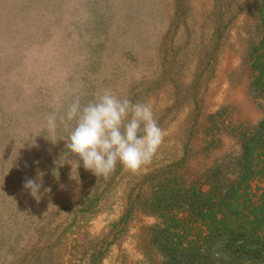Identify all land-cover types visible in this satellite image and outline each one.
Listing matches in <instances>:
<instances>
[{
  "label": "rangeland",
  "instance_id": "rangeland-1",
  "mask_svg": "<svg viewBox=\"0 0 264 264\" xmlns=\"http://www.w3.org/2000/svg\"><path fill=\"white\" fill-rule=\"evenodd\" d=\"M103 89L165 131L137 172L46 128ZM0 264H264V0H0Z\"/></svg>",
  "mask_w": 264,
  "mask_h": 264
},
{
  "label": "clouds",
  "instance_id": "clouds-1",
  "mask_svg": "<svg viewBox=\"0 0 264 264\" xmlns=\"http://www.w3.org/2000/svg\"><path fill=\"white\" fill-rule=\"evenodd\" d=\"M61 125L69 130L68 151L79 157L83 167L96 177H107L118 163L132 172L139 171L152 163L165 140V131L150 104L133 102L111 89L98 90L85 103L76 97L59 116L56 111L47 114L48 132ZM68 163L73 165V171L74 166L79 167V161ZM38 176L42 178L43 173ZM40 186L32 179L25 182V188L34 197L38 196ZM213 255H219L215 248Z\"/></svg>",
  "mask_w": 264,
  "mask_h": 264
}]
</instances>
